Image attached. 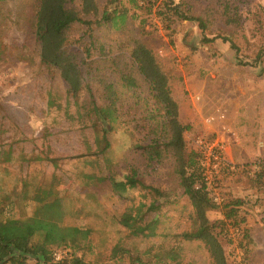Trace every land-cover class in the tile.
<instances>
[{
	"label": "rangeland",
	"instance_id": "1",
	"mask_svg": "<svg viewBox=\"0 0 264 264\" xmlns=\"http://www.w3.org/2000/svg\"><path fill=\"white\" fill-rule=\"evenodd\" d=\"M107 1L96 0V3L103 6ZM174 1L183 2L190 7L193 16L205 21L206 38L225 37L238 50L232 49L229 42H222L221 39L203 44L202 33L195 23L177 22L168 27L163 18L154 14L155 9L148 13L146 4L139 0L138 8L126 1L122 2L129 16L135 17L134 20L128 21L117 32L106 27H92V40L97 47L103 46L105 51L110 52L105 58L120 59L130 67H133L132 63L120 55L118 47L139 40L152 51L157 64L168 77L172 98L180 112L178 119L183 126L188 127L184 132L187 151H197V139L214 142L224 137L223 140L232 142L234 134L230 127L233 125L239 131L238 140L242 145L251 134L253 154H249L252 152L247 146L242 148L241 153L252 157H245L246 160L242 157L238 164L233 162L238 165V169L215 177L211 190L212 196L217 195L223 203L231 199L243 201L246 227L253 241L248 251L244 252L238 247L237 231L227 229L232 240L230 245L222 243L227 264H264V199L258 191L260 184L255 182L259 172L264 173V95L256 87L264 78V55L259 62L253 63L256 54L264 46V0H230L236 5L233 17L240 19L238 27L225 26L220 21L218 4L225 0ZM23 9V0H0V154L8 149L12 153V159L7 163L3 161L4 156L0 155V190H14L20 196V200L12 199L14 205L11 216L27 218L36 215V209L25 193H30V185L25 189L22 180L40 185H48L54 180L55 196L67 208L82 210L79 217L67 214L62 226L91 230L89 246L92 253L84 250L75 256L82 257L85 264H139L137 261L132 262L137 258L143 264H153L148 263L145 251L160 243L159 238H132L111 221L119 213L144 202L145 191L132 190L128 192V198L121 199L111 192L104 180L101 157L97 159L98 162L95 161L96 165L90 164L94 158H79L85 149L94 148L93 134L91 130H86L82 135L77 130L79 126L72 122L75 105L67 109L63 98L59 102L47 98L46 93L49 91L63 94L64 87L57 76L48 79L40 74L37 58L33 54L34 46L23 48L27 28L23 21ZM69 36L74 42L81 39L82 43H89L90 40L78 28H73ZM63 48L76 51L70 43ZM20 51L31 55V58L33 55V64L19 61ZM89 56L98 58L95 53ZM84 77L90 86H95L91 76ZM234 79H237V84H234ZM251 85L255 87L251 88ZM237 87H244V93L240 96L226 93L225 96L230 88L237 92ZM222 88L225 90L222 91ZM132 93L139 94L141 90ZM132 93L123 95L125 102H132V98H135ZM230 100L231 103H226ZM222 102L229 109V125L226 129L221 128L223 133H218L214 131L217 126L211 125H216L213 116L224 111L225 107L219 105ZM144 135L145 131L134 133L141 144L148 142ZM110 141L112 147L109 158L115 163L111 172L117 179L129 175L127 168L132 167L146 185L165 190L170 195L172 204L162 206L156 214L160 220L158 228L165 233L186 229L190 208L187 198L181 196L172 164L148 165L141 151L130 150L135 140H131L121 130L112 133ZM227 152L228 148L224 151L225 156ZM54 157L62 158L57 168H53L46 160L38 159ZM88 171L100 177L99 187L93 190L98 205L87 200L79 186L81 172ZM208 218L214 222L221 216L218 211H214L208 213ZM50 239L48 245L52 252L60 254L63 259L70 257L72 251L56 249L57 238ZM197 245H185L184 256L178 264H209L206 253Z\"/></svg>",
	"mask_w": 264,
	"mask_h": 264
},
{
	"label": "trees",
	"instance_id": "2",
	"mask_svg": "<svg viewBox=\"0 0 264 264\" xmlns=\"http://www.w3.org/2000/svg\"><path fill=\"white\" fill-rule=\"evenodd\" d=\"M123 1L138 8V0H108L103 6H99L96 0H23V21L27 26L23 48L34 46L33 54L37 58L40 74L48 79L57 76L63 84V94L49 91L46 93L47 98L58 102L63 98L64 107L67 109L72 104L75 105L72 122L79 126L77 130L82 135L84 131L91 130L94 148L85 149L79 158H94V162L90 164L96 165L97 159L101 157L104 180L111 192L119 198H128V192L132 190L145 191L144 202L119 213L111 221L132 238H159L160 243L145 251L148 263L178 264L184 256L185 245L198 244L206 253L209 264H227L222 245L223 242L232 244L227 229L237 231L236 241L239 249L244 252L248 251L253 242L246 227L244 203L240 199H231L221 205L214 203L212 190L203 178L200 156L195 151L186 149L184 132L188 127L183 126L178 119L179 109L172 98L166 73L157 64L152 51L139 40H132L129 45H121L117 49L134 68L120 59L105 58L110 52L105 51L103 46L97 47L92 40V27H106L117 32L128 21L135 19L134 16H129L128 10L122 5ZM139 1L146 4L148 13L155 9L154 14L163 18L168 27L177 22L195 23L202 33L203 44L221 39L222 42H229L232 49L238 50L225 37L206 38L205 21L193 16L190 7L183 2ZM218 6L221 23L238 27L240 19L233 17L237 10L235 3L225 0ZM73 28L88 35L89 43H82L81 39L74 42L69 36ZM67 43L76 51L63 48ZM94 53L98 58L89 56ZM263 55L264 46L256 54L253 63L259 62ZM18 58L19 61L33 64V55L31 58V55L28 56L23 51H20ZM84 75L93 78L94 87L89 85ZM135 90H141V93H132ZM128 93L135 97L131 103L125 102L123 97ZM119 130L135 140L130 150L141 151L148 165L172 164L171 169L178 179L181 196L187 198L190 208L186 229L165 233L158 228L160 220L157 212L162 206L172 204L169 201L170 195L165 190L146 185L132 167L127 168L129 175L122 179H117L112 174L115 163L109 158L112 147L110 135ZM140 131H145L144 136H147L148 142L141 144L135 138L134 133ZM0 155L4 156L3 161L6 163L12 159L9 149ZM38 159L46 160L53 168H57L62 158ZM98 171L100 175L103 174L101 169ZM99 178L93 171L81 172L79 177L81 191L95 205L98 202L93 190L99 187ZM255 182L260 184L258 191L264 199V173L259 172ZM22 184L25 189L30 185V193H25L35 207L36 215L27 218L12 217V199L20 200V196L14 190H0V264H85L83 258L75 254L84 250L92 253L89 246L91 230L86 227L62 226L63 218L67 214L79 217L82 210L67 208L55 196L54 180L48 185L29 184L24 180ZM214 211L220 213L221 219L212 222L208 213ZM52 237L57 238L56 249L72 251L69 258L54 261L55 252L48 245ZM140 260L137 258L132 262L143 264Z\"/></svg>",
	"mask_w": 264,
	"mask_h": 264
},
{
	"label": "built area",
	"instance_id": "3",
	"mask_svg": "<svg viewBox=\"0 0 264 264\" xmlns=\"http://www.w3.org/2000/svg\"><path fill=\"white\" fill-rule=\"evenodd\" d=\"M227 140L221 139L220 141L207 142L206 140L197 139L196 148L198 155L200 156L201 165L203 166V178L208 186L212 188L214 186V178L218 177L222 173L233 172L238 169V165L234 164L226 158L224 151L226 149ZM213 201L217 205H221L223 200L216 196L213 197ZM54 261H61L63 257L60 254H53Z\"/></svg>",
	"mask_w": 264,
	"mask_h": 264
},
{
	"label": "crops",
	"instance_id": "4",
	"mask_svg": "<svg viewBox=\"0 0 264 264\" xmlns=\"http://www.w3.org/2000/svg\"><path fill=\"white\" fill-rule=\"evenodd\" d=\"M233 75H236V73H234ZM234 81H235L234 84H237V79H234ZM250 87L251 88H254L255 86L251 85ZM256 87H258V89L260 90V93L262 95H264V78L262 80H260L259 84H257ZM237 88H239V87H237ZM233 89H231V88L228 89L225 92V96H227L226 93L227 94H232L234 96H236L235 94H237L238 96H240L241 94L244 93L243 92L244 87H242V88L240 87L237 90V92H235V90L233 91ZM221 90L223 91V90H225V88H222ZM224 99L225 98H223V101H225ZM226 99L229 100L227 97H226ZM226 103H231V100L230 101H227ZM226 103L225 102H222V103L219 104L223 108L225 107L223 109L224 110L223 113L220 112L219 115L213 116V118H215L216 125H211V127L217 126V128H215L214 131L215 132H218V133L221 132V131H222L221 133H223V130H221V128L224 127L226 129V128H228V125H229L228 124V111H229V109H227V104ZM202 108L203 107L201 106V108H200L201 109V113H202ZM229 108H231V106ZM179 114H180V112H179ZM237 114H238V111L235 113V115H237ZM230 128H231L230 129L231 132L234 134V138H233V141L232 142H228V140L226 142V146H227L226 148H228V152H227V155L226 156H227L228 160H230L231 162H234V163H237L238 164V163H240L242 157H244L245 160L247 158H251L252 157V156H250V155L253 154V152H252L253 151L252 150L253 149V145H252V143L250 141L251 134H249V136H247V137H249V140H247L246 142H244L243 145H242V142L240 140H238V132L239 131L235 129L234 125L232 127H230ZM223 139H224V137H223ZM245 146H247V148H251V149H249V151L252 152V153H249L250 155H244V154L241 153L242 148H244ZM245 157H247V158H245ZM253 240H254V238H253ZM254 242H255V240H254Z\"/></svg>",
	"mask_w": 264,
	"mask_h": 264
}]
</instances>
